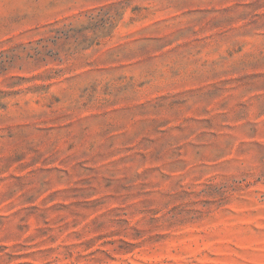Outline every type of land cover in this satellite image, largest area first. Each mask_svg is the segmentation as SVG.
<instances>
[{
  "label": "rangeland",
  "instance_id": "1",
  "mask_svg": "<svg viewBox=\"0 0 264 264\" xmlns=\"http://www.w3.org/2000/svg\"><path fill=\"white\" fill-rule=\"evenodd\" d=\"M0 264H264V0H0Z\"/></svg>",
  "mask_w": 264,
  "mask_h": 264
}]
</instances>
